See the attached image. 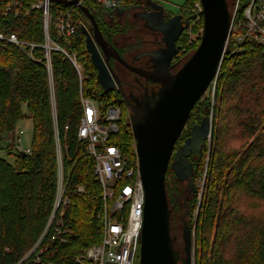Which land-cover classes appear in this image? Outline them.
<instances>
[{
	"label": "trees",
	"instance_id": "16d2710c",
	"mask_svg": "<svg viewBox=\"0 0 264 264\" xmlns=\"http://www.w3.org/2000/svg\"><path fill=\"white\" fill-rule=\"evenodd\" d=\"M142 1L145 0H123V4L130 8ZM250 1L233 0L237 6L233 25L242 24L237 31L242 41L228 44L229 54L223 58L215 88L208 89L207 98L202 97L191 111L167 172L171 179L180 182L171 166L186 169L190 188L196 194L199 193L196 183L205 175L195 224L196 264H264V217L250 218L245 215L246 209L243 213L233 205L237 200L245 201L250 207L264 205V44L247 36L244 30V11ZM34 2L0 0L1 34L37 45L29 58L21 49L0 40V136L16 131L17 123L23 118V106L27 107L26 117L33 127L30 155L8 152V156H13L12 163L0 156V264H80L77 262L80 253L101 242L99 214L103 204L93 160L85 154L77 137L82 118L80 94L96 102L102 114L109 106L120 107L118 134L111 142L129 157L131 164L136 162L135 140L119 93L116 90L105 93L97 83L96 70L85 47L83 29L89 27L87 20L76 7L53 4L50 39L69 56H76L82 80L66 56L51 52L56 125L67 179L65 193L69 199L61 220L68 233L64 235V243L55 240V220L42 237L53 208L57 163L41 14L30 10ZM79 2L94 16L102 35L113 31L98 5L88 0ZM197 2L184 0L177 14L168 15L169 19L178 15L183 25L187 24L176 41L178 56L174 64L187 60L182 51L189 42L191 10ZM12 4H20L18 16L13 8L6 11ZM66 13H70L74 34L61 39L54 28L57 18ZM201 28L199 21L191 33L196 34ZM198 44L199 40L187 51L192 53ZM193 135L197 143L189 152L185 147ZM13 148L12 142L6 144L7 151ZM78 187H83L84 192L78 193ZM196 206L197 195L190 201L191 215ZM184 225L192 233L191 224L184 222L183 229Z\"/></svg>",
	"mask_w": 264,
	"mask_h": 264
},
{
	"label": "water",
	"instance_id": "95a60500",
	"mask_svg": "<svg viewBox=\"0 0 264 264\" xmlns=\"http://www.w3.org/2000/svg\"><path fill=\"white\" fill-rule=\"evenodd\" d=\"M52 4L79 9L89 27L83 29L86 52L96 70V80L105 93L118 90L120 81L110 66V59L131 73L159 85L160 90L137 109L127 106L134 114L131 128L135 140V155L144 192L143 220L139 240L138 264H192L191 233L183 229L184 257H180L171 236V209L166 191V174L175 145L183 133L194 106L215 81L225 55L229 54L227 39L231 16L225 0H198L201 4L202 35L196 50L172 74L170 65L178 50L175 44L187 28L180 16L163 24L171 29L166 35L167 50L157 56L155 68L145 71L131 66L102 36L91 12L79 0H50ZM152 2L148 1V5ZM162 10V7H159ZM127 103V102H126ZM211 125L208 124L210 134ZM197 143L194 135L185 147L192 151ZM178 180L188 177L187 170L173 164Z\"/></svg>",
	"mask_w": 264,
	"mask_h": 264
},
{
	"label": "built area",
	"instance_id": "2783aa9c",
	"mask_svg": "<svg viewBox=\"0 0 264 264\" xmlns=\"http://www.w3.org/2000/svg\"><path fill=\"white\" fill-rule=\"evenodd\" d=\"M95 3L107 13L115 10L123 4V0H88ZM238 1V0H237ZM53 4L50 0H35L30 10L40 12V22L43 31L44 61L48 75L49 101L52 110L54 129V146L57 163V184L53 202V208L47 226L44 230V237L56 220L53 227V237L60 243H64V235L68 230L61 220L64 208L69 204L65 193L67 179L63 165V150L56 125V98L55 83L52 73L51 52H58L66 56L74 66L82 80L81 66L77 63L76 56H69L64 50L57 46L49 36L51 30L50 8ZM13 8L16 16L19 14L20 4H12L6 11ZM237 6L231 17L230 34L227 45L232 42L240 44L241 35L237 34L242 24L233 25ZM201 4L198 1L194 4L191 15L195 22L189 27V34L193 26L202 21ZM246 25L244 30L247 36H253L258 43L264 44V0H251L249 7L244 11ZM70 13L60 15L55 24V33L58 38H65L74 34V29L69 23ZM202 28L196 35L195 40H200ZM0 40H5L15 47L21 49L29 58L37 45L18 40L14 35L3 36L0 32ZM191 40L188 45L192 44ZM186 48L182 51L184 53ZM216 81V79H215ZM215 81L209 87L214 90ZM80 105L82 107V118L78 129V141L84 147L85 154L93 160V173L102 191V209L99 214L101 221L102 239L99 244L84 249L77 258L80 264H136L139 255V240L143 220L144 192L139 174L138 162L131 164L129 157L121 149L111 142L118 134V126L121 120V109L116 105L109 106L104 114L101 113L96 102L84 98L80 94ZM67 129V128H66ZM14 144V153L30 155L29 147H22V131L9 135ZM4 142V141H3ZM136 156V155H135ZM78 193H83V187L77 188ZM59 218L57 219V214Z\"/></svg>",
	"mask_w": 264,
	"mask_h": 264
},
{
	"label": "flooded vegetation",
	"instance_id": "af4514ba",
	"mask_svg": "<svg viewBox=\"0 0 264 264\" xmlns=\"http://www.w3.org/2000/svg\"><path fill=\"white\" fill-rule=\"evenodd\" d=\"M159 7H162V10ZM104 19L108 27L113 31L106 32L102 36L108 43L113 45L125 63L145 71L153 70L157 56L161 57L167 50L166 35H168L171 29V26L168 25L165 29L166 33L163 35V24L169 19L163 6L157 1H153L148 5V1L146 0L138 5L136 3L130 6V8L120 5L115 10L105 13ZM137 24H143L145 32L152 36L151 41H144L146 37H137ZM114 29L117 31H114ZM176 47L177 42L175 44ZM176 50L178 49L176 48ZM174 58L170 65V72L172 74L182 66L181 63L174 64ZM109 63L117 76L119 75L118 78L123 96L118 90L116 91L120 95L123 111L127 114V120L131 125L134 114L127 104L131 108L137 109V105L143 104L146 99L158 93L160 87L131 73L113 59H110Z\"/></svg>",
	"mask_w": 264,
	"mask_h": 264
},
{
	"label": "rangeland",
	"instance_id": "374dc122",
	"mask_svg": "<svg viewBox=\"0 0 264 264\" xmlns=\"http://www.w3.org/2000/svg\"><path fill=\"white\" fill-rule=\"evenodd\" d=\"M157 1L160 5L163 6L165 9L166 13L169 14H177L179 9L182 7L184 4V0H155ZM227 5H228V10L230 13V16L232 17L234 11H235V4L233 0H227ZM124 6V4H123ZM192 22H195L193 20ZM197 24V23H196ZM193 31V28H192ZM191 31V32H192ZM199 31H197L196 34L190 33L189 34V41L193 42L192 44L188 45V48H192V46L197 42L196 35L198 34ZM150 37H148V36ZM142 36L146 37L145 40L151 41V35L145 32V29L143 27V24H137V37ZM149 38V39H147ZM187 52V53H186ZM194 51H192L193 53ZM190 50L186 51L183 53L185 54L184 59H188V56L192 54ZM184 61L181 62V64ZM114 92V91H112ZM208 92L205 93L203 96V99L207 98ZM22 116L23 118L17 123V128L15 133H18L22 131L23 136H22V147H29L30 142H31V137H32V132H33V127H32V121L27 119V107L23 106L21 109ZM212 121V118L210 116V122ZM210 138V137H209ZM4 142H3V141ZM11 141L10 136H0V156L5 157L7 162L12 163L13 162V156H8V152H11L13 155L14 150L12 149L11 151H7L6 149V142ZM168 182L166 184V191H167V197L169 201V206L171 209V236L174 239V245L176 250L179 253L180 257H184V241H183V224L184 222L187 223L189 226L191 224L192 228V237H191V248H192V264H196V256H195V249H196V242H195V224L197 223V217H198V212H199V206L201 204V199H202V190L204 187L205 183V175L203 178L199 179L198 182L196 183V186L199 190V193L196 194L195 192L192 191L189 185V181L186 177L183 176V179L178 182L175 179H171V175L168 173L167 174ZM176 181V184L174 183ZM197 195V206L196 209L194 210L193 214L189 213L190 209V201L192 198L194 199L195 196ZM234 201V200H233ZM245 201H234L233 205L236 207L235 209H239L240 212L244 213V210L246 209V216L250 218H256L254 217L255 215H262L264 217V205H252L251 207L247 204H244ZM256 203V202H255ZM192 222V223H191ZM216 233V226L212 231L211 235V241L213 240L214 236ZM210 256V255H209ZM136 264H138V260L135 261Z\"/></svg>",
	"mask_w": 264,
	"mask_h": 264
},
{
	"label": "crops",
	"instance_id": "0c3cea01",
	"mask_svg": "<svg viewBox=\"0 0 264 264\" xmlns=\"http://www.w3.org/2000/svg\"><path fill=\"white\" fill-rule=\"evenodd\" d=\"M23 141V140H22Z\"/></svg>",
	"mask_w": 264,
	"mask_h": 264
}]
</instances>
